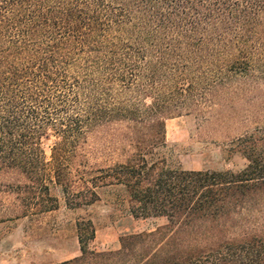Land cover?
<instances>
[{"label": "trees", "instance_id": "16d2710c", "mask_svg": "<svg viewBox=\"0 0 264 264\" xmlns=\"http://www.w3.org/2000/svg\"><path fill=\"white\" fill-rule=\"evenodd\" d=\"M254 68L264 74V0H0V172L30 181L0 185V223L57 209L39 177L42 141L54 136L52 171L70 209L122 186L135 219L167 222L117 252L90 250L96 228L82 222L81 255L60 264H264V235L227 236L264 217V130L233 141L248 162L237 173L170 167L162 155L168 119L201 112ZM106 127L120 160L65 184L89 133Z\"/></svg>", "mask_w": 264, "mask_h": 264}, {"label": "rangeland", "instance_id": "374dc122", "mask_svg": "<svg viewBox=\"0 0 264 264\" xmlns=\"http://www.w3.org/2000/svg\"><path fill=\"white\" fill-rule=\"evenodd\" d=\"M252 72V76L232 80L226 87L210 94L208 105L201 112L184 110L166 121V147L162 149V155L168 166L187 171L235 173L247 167L245 158L230 150L235 139L264 130V74L259 68ZM110 132L106 127L89 133L78 156L70 162L74 174L64 175L65 184L84 185L90 177L100 174H77V170L84 167L91 170L120 160L114 154L120 146L109 142ZM55 141L54 136L42 141L47 172L39 177L42 187H48L50 196L56 200L57 209L43 214L32 212L25 218L1 222L0 264H60L74 259L81 255L78 226L88 220L96 228V239L89 245L90 250L96 252H117L124 238L155 232L166 225L164 218L135 219L130 212L128 192L122 186L100 188L96 203L70 209L64 189L52 171ZM18 182L30 181L27 174L0 172V185H6V191ZM14 199L15 196L6 195V209ZM261 216H264V210ZM262 219L244 231L232 230L228 238H240L243 232L264 235ZM166 233L147 258L164 248L175 235V231ZM159 238L161 236H157Z\"/></svg>", "mask_w": 264, "mask_h": 264}]
</instances>
